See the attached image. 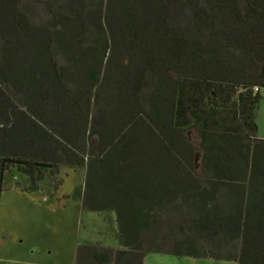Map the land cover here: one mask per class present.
<instances>
[{
  "label": "trees",
  "instance_id": "1",
  "mask_svg": "<svg viewBox=\"0 0 264 264\" xmlns=\"http://www.w3.org/2000/svg\"><path fill=\"white\" fill-rule=\"evenodd\" d=\"M262 89L264 0H0V196L83 170L74 264H264Z\"/></svg>",
  "mask_w": 264,
  "mask_h": 264
},
{
  "label": "rangeland",
  "instance_id": "2",
  "mask_svg": "<svg viewBox=\"0 0 264 264\" xmlns=\"http://www.w3.org/2000/svg\"><path fill=\"white\" fill-rule=\"evenodd\" d=\"M256 116L257 136L264 139V89ZM63 186L54 200L39 192L17 190L0 196V264H74L76 247L83 241L115 245L102 217L83 212L68 196L84 181V171L65 170ZM144 264H235L210 259L148 254Z\"/></svg>",
  "mask_w": 264,
  "mask_h": 264
},
{
  "label": "built area",
  "instance_id": "3",
  "mask_svg": "<svg viewBox=\"0 0 264 264\" xmlns=\"http://www.w3.org/2000/svg\"><path fill=\"white\" fill-rule=\"evenodd\" d=\"M256 90H258V89H256Z\"/></svg>",
  "mask_w": 264,
  "mask_h": 264
}]
</instances>
